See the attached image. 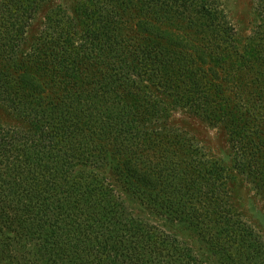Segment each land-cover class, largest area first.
I'll return each instance as SVG.
<instances>
[{
  "label": "trees",
  "instance_id": "1",
  "mask_svg": "<svg viewBox=\"0 0 264 264\" xmlns=\"http://www.w3.org/2000/svg\"><path fill=\"white\" fill-rule=\"evenodd\" d=\"M222 2L76 0L71 15L61 7L48 12L36 40L37 62L27 57L15 63L14 51L0 56V113L4 109L28 124L0 123V216L16 225L14 238L31 255V264H209L211 259L212 264H264V236L211 198L209 181L198 185L192 177L199 172L181 169L193 191L182 196L173 220L185 224L200 252L153 224L123 225L125 217L111 209L112 193L95 170L112 164L124 194L150 198L145 188L154 182L132 156L147 154L143 139L154 128L152 120L166 113V97L172 104L183 100L171 86L161 87L158 76L172 72L165 64L173 55L184 54L220 92L214 80L223 84L218 67L224 56L205 39L213 26L226 28L213 17L225 18ZM254 3L264 17V0ZM190 4L201 5L196 20L181 16ZM225 37L219 48L233 44ZM148 47L171 54L153 61ZM225 106L230 115L233 106ZM256 138V146L244 152L249 157L240 172L263 171L258 161L263 155L257 154L264 139ZM93 200L103 218L91 211ZM148 208L164 210L156 203ZM121 233L131 237L129 244H120Z\"/></svg>",
  "mask_w": 264,
  "mask_h": 264
},
{
  "label": "rangeland",
  "instance_id": "2",
  "mask_svg": "<svg viewBox=\"0 0 264 264\" xmlns=\"http://www.w3.org/2000/svg\"><path fill=\"white\" fill-rule=\"evenodd\" d=\"M9 1L12 0H0V56L14 51L15 63L27 57L37 62L41 57V47L36 40L48 12L61 7L71 15V7L76 0ZM31 1L34 4H30ZM224 3L222 9L225 18H216L218 15L213 17L219 23L225 21L226 28L213 26L205 39V45L213 46V51L224 56L218 67V78L223 79V84L214 80L217 86L220 85V92H215L213 82L200 75L184 54L173 55L172 62L165 64L172 72L158 76L159 80L163 78L159 82L161 87L165 84L171 86L183 100L172 104V97H166L167 101L163 102L167 105L164 109L166 113L162 111L157 120H152L153 127L158 130L153 128L143 139L147 154L132 156L137 169L154 182V187L145 188L151 194L150 198L143 195H130L129 198L124 194L123 182L115 167L110 166L112 164L95 168L112 193L110 197L108 191L102 195L114 201L111 209L119 210L125 217L123 225H129L131 221L134 222L132 227L141 223L153 224L198 252L201 251L200 245L185 224L173 220L176 219L174 213L179 209L182 196L190 195L193 191L188 186V178L181 175L184 170L199 172L200 176L192 177L197 179L198 185L205 183L202 179L209 181L208 186L215 193L211 198L216 197L219 204L241 215L264 236V148L257 154L259 158L263 155L262 159H258L262 172L251 174L239 171L249 157L244 152L256 146V137L264 139V17L257 11L254 0H224ZM200 6L186 5L188 12L181 16L196 20L200 16ZM30 7L34 9L32 14H29ZM213 31L219 36H212ZM224 36V40L227 36L232 37L233 44L219 48L220 38ZM146 50L152 52L153 61L171 54L159 48L148 47ZM234 52L231 64L229 57H233ZM239 56L244 60H238ZM192 78L197 79L194 82ZM225 105L233 106L230 115L225 111ZM217 106L222 107L223 111H219ZM2 112L0 123L28 127L18 118L8 116L4 109ZM92 172L85 171L88 175ZM87 180L88 183L92 182L91 179ZM153 203L163 205L164 210H150L148 207ZM93 204L95 207L91 211L94 216L103 218V213H99L100 205L96 200H93ZM103 206L106 208L108 203H103ZM15 226L0 216V264H29L32 260L31 255L15 240ZM117 229L122 232L125 228L116 226ZM131 240L129 236H123L120 244H129ZM213 262L214 259H211L209 264Z\"/></svg>",
  "mask_w": 264,
  "mask_h": 264
}]
</instances>
